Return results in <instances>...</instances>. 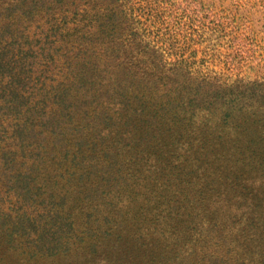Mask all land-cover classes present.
<instances>
[{
    "label": "rangeland",
    "instance_id": "rangeland-1",
    "mask_svg": "<svg viewBox=\"0 0 264 264\" xmlns=\"http://www.w3.org/2000/svg\"><path fill=\"white\" fill-rule=\"evenodd\" d=\"M0 264H264V0H0Z\"/></svg>",
    "mask_w": 264,
    "mask_h": 264
},
{
    "label": "trees",
    "instance_id": "trees-1",
    "mask_svg": "<svg viewBox=\"0 0 264 264\" xmlns=\"http://www.w3.org/2000/svg\"><path fill=\"white\" fill-rule=\"evenodd\" d=\"M133 40H135V39H133ZM128 61H130L131 66L132 65H134V66H137L138 65L139 66V65H141L140 63L142 62L140 60V58H138V55L137 54L135 56H131ZM131 68L132 67H128L129 70ZM141 71H148V72L153 73V75L150 76L149 80L156 79V77L158 78V75H159L158 65H154V66H149V65L142 66L139 71L130 72V76H131L130 81H129L130 84H133L134 82L137 81V79H141L145 75ZM159 79H160V81L162 80V78H159ZM24 216H26V213L23 214L22 216H19V217L23 218ZM25 220L28 221L29 219L26 218ZM39 239H40V241H45L44 242L45 245H47L48 243L52 242V241H49V240H44V239H47V238H44L43 234H39Z\"/></svg>",
    "mask_w": 264,
    "mask_h": 264
}]
</instances>
